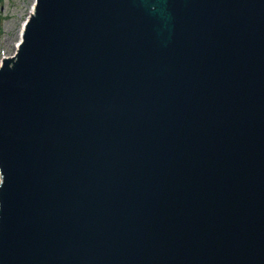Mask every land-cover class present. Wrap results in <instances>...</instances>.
I'll list each match as a JSON object with an SVG mask.
<instances>
[{"label": "water", "instance_id": "1", "mask_svg": "<svg viewBox=\"0 0 264 264\" xmlns=\"http://www.w3.org/2000/svg\"><path fill=\"white\" fill-rule=\"evenodd\" d=\"M0 67V264H264V0H37Z\"/></svg>", "mask_w": 264, "mask_h": 264}, {"label": "rangeland", "instance_id": "2", "mask_svg": "<svg viewBox=\"0 0 264 264\" xmlns=\"http://www.w3.org/2000/svg\"><path fill=\"white\" fill-rule=\"evenodd\" d=\"M36 0H0V64L17 53L21 32Z\"/></svg>", "mask_w": 264, "mask_h": 264}, {"label": "bare ground", "instance_id": "3", "mask_svg": "<svg viewBox=\"0 0 264 264\" xmlns=\"http://www.w3.org/2000/svg\"><path fill=\"white\" fill-rule=\"evenodd\" d=\"M35 5V4H34ZM33 10H34V7H33ZM31 13H33V11L31 12ZM32 15V14H31ZM19 45V44H18ZM1 181H2V176H1V174H0V184H1Z\"/></svg>", "mask_w": 264, "mask_h": 264}]
</instances>
